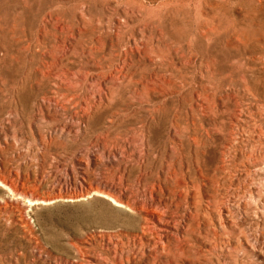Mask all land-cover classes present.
Segmentation results:
<instances>
[{
	"label": "rangeland",
	"instance_id": "1",
	"mask_svg": "<svg viewBox=\"0 0 264 264\" xmlns=\"http://www.w3.org/2000/svg\"><path fill=\"white\" fill-rule=\"evenodd\" d=\"M182 182L192 264H264V0H0V264H143Z\"/></svg>",
	"mask_w": 264,
	"mask_h": 264
},
{
	"label": "bare ground",
	"instance_id": "2",
	"mask_svg": "<svg viewBox=\"0 0 264 264\" xmlns=\"http://www.w3.org/2000/svg\"><path fill=\"white\" fill-rule=\"evenodd\" d=\"M147 78L154 79L153 77ZM126 81L129 80L126 79ZM147 85L148 83L146 81H141L140 85L138 84L139 91L148 93L149 90L147 89ZM108 94V88L105 86L102 93H98L92 97V106H98L101 104L106 99ZM230 162L232 163L233 160L230 159ZM221 168L224 175H226L228 179L231 178V174L226 167L221 165ZM181 185L183 187H170V189H168V195L173 199V201H175V206L182 204L183 209H177L175 211L166 209L167 212H165L164 208L167 207L166 202L164 200H157L154 202L152 208L154 213L149 216L151 225H146V228L142 226L140 231L137 230L134 232L136 239H144L145 241L153 240V244L157 247L152 253L146 256L143 264L149 263L148 260L151 257H153V264H192V260L186 255V252L192 248L187 241L194 236L202 241L204 238L205 242L210 244L211 234H218L216 224L211 215L213 214L214 209L219 214L223 212L219 203H217L212 196L207 197L209 200L199 199L198 195L194 191V185L189 182H182ZM111 199L116 203L114 198ZM159 209L166 213L165 216L167 218L172 219V222H167L166 229L177 232L175 235L169 237L163 233V227L161 226L162 220L158 216L160 215ZM163 212L161 213L162 215ZM206 213L210 217L209 219L204 220L201 216L207 215ZM177 218L182 221L184 218L185 220L190 219V231L184 232L183 227L179 223H176ZM201 228H207L208 232L202 234L200 231ZM150 236H152V238ZM175 241L179 242L175 243ZM139 249V247H135V250ZM196 251L199 252V249L196 248ZM200 252L204 256H207V253L212 254L210 250H208L207 253H204L203 251ZM162 253H165L164 258L161 257Z\"/></svg>",
	"mask_w": 264,
	"mask_h": 264
}]
</instances>
